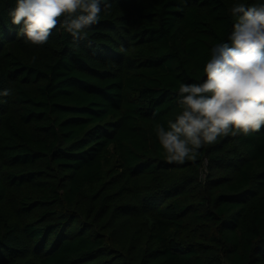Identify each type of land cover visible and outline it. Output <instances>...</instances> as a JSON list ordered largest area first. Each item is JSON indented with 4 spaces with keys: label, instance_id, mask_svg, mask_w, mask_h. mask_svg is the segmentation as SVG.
Masks as SVG:
<instances>
[{
    "label": "trees",
    "instance_id": "16d2710c",
    "mask_svg": "<svg viewBox=\"0 0 264 264\" xmlns=\"http://www.w3.org/2000/svg\"><path fill=\"white\" fill-rule=\"evenodd\" d=\"M15 2L0 0V264H264V127L183 163L154 131L206 79L233 5L264 0H109L87 39L57 28L42 46L17 37Z\"/></svg>",
    "mask_w": 264,
    "mask_h": 264
},
{
    "label": "clouds",
    "instance_id": "9594fccd",
    "mask_svg": "<svg viewBox=\"0 0 264 264\" xmlns=\"http://www.w3.org/2000/svg\"><path fill=\"white\" fill-rule=\"evenodd\" d=\"M110 7L109 0H16L8 15L18 26V38L42 46L57 28L74 40L87 39L88 29ZM231 12L237 21L228 42L212 48L203 68L206 79L181 83L180 113L168 121L167 129L154 125L169 162L195 161L198 150L219 137L248 136L264 127V3H237ZM11 91H0V96Z\"/></svg>",
    "mask_w": 264,
    "mask_h": 264
},
{
    "label": "rangeland",
    "instance_id": "374dc122",
    "mask_svg": "<svg viewBox=\"0 0 264 264\" xmlns=\"http://www.w3.org/2000/svg\"><path fill=\"white\" fill-rule=\"evenodd\" d=\"M206 173H207V167H205V170L203 171V176L204 177H205Z\"/></svg>",
    "mask_w": 264,
    "mask_h": 264
}]
</instances>
